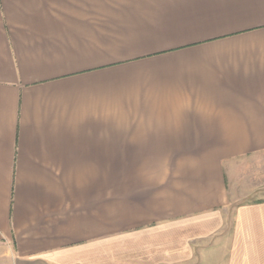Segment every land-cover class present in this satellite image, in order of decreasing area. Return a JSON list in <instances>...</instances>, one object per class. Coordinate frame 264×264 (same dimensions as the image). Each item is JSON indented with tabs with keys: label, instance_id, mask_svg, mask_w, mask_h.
<instances>
[{
	"label": "crops",
	"instance_id": "0c3cea01",
	"mask_svg": "<svg viewBox=\"0 0 264 264\" xmlns=\"http://www.w3.org/2000/svg\"><path fill=\"white\" fill-rule=\"evenodd\" d=\"M0 264H264V0H0Z\"/></svg>",
	"mask_w": 264,
	"mask_h": 264
}]
</instances>
